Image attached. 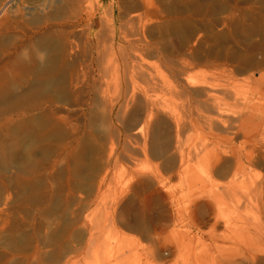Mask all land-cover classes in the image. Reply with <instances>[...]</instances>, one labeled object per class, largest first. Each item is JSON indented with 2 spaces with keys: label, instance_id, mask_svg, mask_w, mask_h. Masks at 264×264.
I'll use <instances>...</instances> for the list:
<instances>
[{
  "label": "rangeland",
  "instance_id": "rangeland-1",
  "mask_svg": "<svg viewBox=\"0 0 264 264\" xmlns=\"http://www.w3.org/2000/svg\"><path fill=\"white\" fill-rule=\"evenodd\" d=\"M0 264H264V0H0Z\"/></svg>",
  "mask_w": 264,
  "mask_h": 264
},
{
  "label": "built area",
  "instance_id": "built-area-1",
  "mask_svg": "<svg viewBox=\"0 0 264 264\" xmlns=\"http://www.w3.org/2000/svg\"><path fill=\"white\" fill-rule=\"evenodd\" d=\"M166 254H167V252H166ZM167 262H169V261H167Z\"/></svg>",
  "mask_w": 264,
  "mask_h": 264
}]
</instances>
